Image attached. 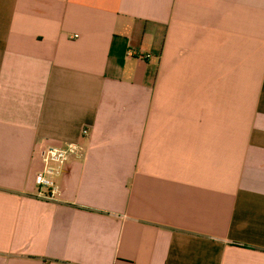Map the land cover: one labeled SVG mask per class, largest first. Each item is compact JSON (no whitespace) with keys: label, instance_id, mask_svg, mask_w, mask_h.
I'll use <instances>...</instances> for the list:
<instances>
[{"label":"crops","instance_id":"1","mask_svg":"<svg viewBox=\"0 0 264 264\" xmlns=\"http://www.w3.org/2000/svg\"><path fill=\"white\" fill-rule=\"evenodd\" d=\"M130 263L264 264V0H0V264Z\"/></svg>","mask_w":264,"mask_h":264},{"label":"built area","instance_id":"2","mask_svg":"<svg viewBox=\"0 0 264 264\" xmlns=\"http://www.w3.org/2000/svg\"><path fill=\"white\" fill-rule=\"evenodd\" d=\"M82 135L87 136L88 131L83 129ZM82 153L83 147L75 142H65L43 148L40 151L42 169L34 177V183L37 186L36 197L52 200L57 189L55 179L64 172L70 161L80 157Z\"/></svg>","mask_w":264,"mask_h":264}]
</instances>
